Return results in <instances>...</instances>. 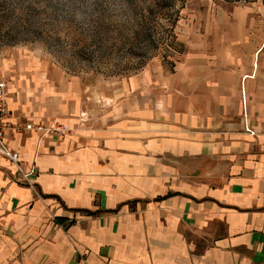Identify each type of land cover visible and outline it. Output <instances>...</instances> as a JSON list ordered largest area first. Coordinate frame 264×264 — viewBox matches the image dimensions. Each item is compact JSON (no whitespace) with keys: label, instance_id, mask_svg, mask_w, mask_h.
Instances as JSON below:
<instances>
[{"label":"crops","instance_id":"1","mask_svg":"<svg viewBox=\"0 0 264 264\" xmlns=\"http://www.w3.org/2000/svg\"><path fill=\"white\" fill-rule=\"evenodd\" d=\"M206 20L123 78L4 68L9 119L65 130L5 131L0 264H264V22Z\"/></svg>","mask_w":264,"mask_h":264},{"label":"rangeland","instance_id":"2","mask_svg":"<svg viewBox=\"0 0 264 264\" xmlns=\"http://www.w3.org/2000/svg\"><path fill=\"white\" fill-rule=\"evenodd\" d=\"M235 6L264 22V0H0V79L34 56L71 74L123 78L178 58L184 31Z\"/></svg>","mask_w":264,"mask_h":264},{"label":"built area","instance_id":"3","mask_svg":"<svg viewBox=\"0 0 264 264\" xmlns=\"http://www.w3.org/2000/svg\"><path fill=\"white\" fill-rule=\"evenodd\" d=\"M11 110L6 103V82L0 80V153L5 157H8L16 166L21 179L27 181L28 184L33 185V181L30 179V175L34 172V168L27 170L24 165L21 164L20 152L8 147L5 143V131L7 128H11L15 131L21 130H40L43 134H60L63 133L65 127L58 121H54L49 125H45L39 122H32L30 120L24 121H12L10 120ZM246 131L251 134H255V131L246 127Z\"/></svg>","mask_w":264,"mask_h":264}]
</instances>
